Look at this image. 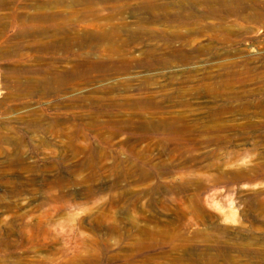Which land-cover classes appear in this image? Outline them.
Segmentation results:
<instances>
[{
	"label": "rangeland",
	"instance_id": "374dc122",
	"mask_svg": "<svg viewBox=\"0 0 264 264\" xmlns=\"http://www.w3.org/2000/svg\"><path fill=\"white\" fill-rule=\"evenodd\" d=\"M0 90V264H264V0H0Z\"/></svg>",
	"mask_w": 264,
	"mask_h": 264
},
{
	"label": "bare ground",
	"instance_id": "6f19581e",
	"mask_svg": "<svg viewBox=\"0 0 264 264\" xmlns=\"http://www.w3.org/2000/svg\"><path fill=\"white\" fill-rule=\"evenodd\" d=\"M262 17V14L260 13H256L254 16H252L253 19H260ZM77 70V66H73V69H72V72H75ZM64 75V74H61V76ZM70 75V73H69ZM60 78V76H59ZM63 80V79H62Z\"/></svg>",
	"mask_w": 264,
	"mask_h": 264
},
{
	"label": "water",
	"instance_id": "95a60500",
	"mask_svg": "<svg viewBox=\"0 0 264 264\" xmlns=\"http://www.w3.org/2000/svg\"><path fill=\"white\" fill-rule=\"evenodd\" d=\"M3 93V91L2 90H0V95Z\"/></svg>",
	"mask_w": 264,
	"mask_h": 264
}]
</instances>
